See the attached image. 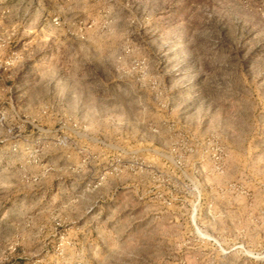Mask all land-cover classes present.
<instances>
[{"label": "rangeland", "instance_id": "obj_1", "mask_svg": "<svg viewBox=\"0 0 264 264\" xmlns=\"http://www.w3.org/2000/svg\"><path fill=\"white\" fill-rule=\"evenodd\" d=\"M0 264H264V0H0Z\"/></svg>", "mask_w": 264, "mask_h": 264}]
</instances>
